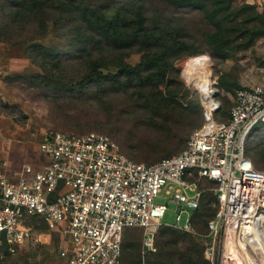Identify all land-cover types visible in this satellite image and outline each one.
<instances>
[{
	"label": "built area",
	"instance_id": "built-area-1",
	"mask_svg": "<svg viewBox=\"0 0 264 264\" xmlns=\"http://www.w3.org/2000/svg\"><path fill=\"white\" fill-rule=\"evenodd\" d=\"M217 97L214 91L210 106L201 98L203 122L184 150L153 164L131 160L103 133L54 130L42 135L40 168L25 163L10 169L0 161V260L3 248L15 256L24 245L49 244L57 233L63 264H121L129 228L143 231V256L155 252L161 226L195 233L192 216L206 180L213 184L207 190L216 212L202 236L204 258L209 264H264V172L245 154L248 135L264 123V85L238 90L225 121L216 117ZM162 191L177 208L192 210L182 226L180 215L162 224L167 208L154 203ZM27 217L40 218L47 232L35 233Z\"/></svg>",
	"mask_w": 264,
	"mask_h": 264
},
{
	"label": "rangeland",
	"instance_id": "rangeland-1",
	"mask_svg": "<svg viewBox=\"0 0 264 264\" xmlns=\"http://www.w3.org/2000/svg\"><path fill=\"white\" fill-rule=\"evenodd\" d=\"M129 1V6L136 4L135 0ZM151 1L153 12L148 17V24L151 23V17L158 18L160 24L171 20L172 25L183 26L195 40L191 41L195 42L199 49H203L201 53L179 60L175 65L178 72L169 77V80L174 82L172 86L164 85L159 88L166 96L169 92L174 93V102L159 109L156 107L136 109L135 105L125 100L129 98L128 95L120 93L113 98L111 106L107 108L108 111H103L100 102L84 98L71 100L67 94L64 96V87L60 83L56 85V91H53L52 95L49 90H43L42 92L50 96V99L45 98L32 84L33 78L42 72L29 58L30 43L37 42L47 46L51 52L53 51V56L62 57L57 66L63 83L68 79L78 78L83 73L85 65L80 60L63 58L70 52V48L56 38V34L64 33L63 29L58 30L50 23L43 38L33 39L32 26H27L28 33L15 36L10 43H0V161L6 162L10 169H19L25 163L40 168L42 161L38 146L41 136L48 130L78 134L90 131L104 133L119 145L127 157L144 164H152L177 154L184 148L192 130L203 122L202 106L197 105V110L191 108V112L188 111L193 103L196 104L197 99L201 105L200 91L190 88L186 83L187 63L197 56L204 58L208 63L212 74L209 78L210 88L218 93V100L222 103L224 112L231 107L226 108L224 100H229L230 104L233 92L228 93L218 88L220 77L231 86L264 85V38H259L247 46L250 38L246 32L252 33L254 27L253 24L246 23L245 17L240 19L244 21L238 23V34L244 33L247 35L246 38L239 39L236 35L234 38L238 44L246 45L247 50L228 52L227 58H218L206 49L204 51L205 37L202 35L211 32L213 27L206 21L203 13L197 9L169 6L166 0ZM230 1L234 8H239L245 2L254 5L258 13H264V0ZM147 3L151 5L149 1ZM51 13L52 10H49L48 14ZM252 13L253 10H246L244 14L248 17V14ZM108 16L113 17L114 12ZM255 27L261 28L259 24ZM140 56L141 54H131L125 61L135 66L140 62ZM249 145L250 153L255 157L254 167L264 172V126H259L255 130ZM212 187L213 184L207 181L200 183V188L205 190L202 194V197L205 194L203 205L211 198L212 193L207 189ZM188 195L192 196L193 193L188 192ZM154 203L165 205L167 208L161 220L163 225L176 223V216L180 215L178 224L182 226L188 217L187 213H192L191 209L184 206L177 208L171 201V196L166 195L164 191L159 193ZM180 210L185 212L180 214ZM211 214L212 211H205L204 221ZM204 221L195 222L197 232L204 233ZM177 236L181 241L177 249L184 250L182 242L192 236L182 237L180 234ZM170 238L171 234L168 231L157 232L156 253L163 242ZM142 239L143 231L140 229H131L125 233L123 244L129 245V248L124 253L123 264H147V257L143 258L141 254ZM56 248V243L50 239L49 244L25 248L15 256L2 259L0 264H60L56 257ZM163 254L170 255L173 260L176 258L175 248L164 249Z\"/></svg>",
	"mask_w": 264,
	"mask_h": 264
},
{
	"label": "trees",
	"instance_id": "trees-1",
	"mask_svg": "<svg viewBox=\"0 0 264 264\" xmlns=\"http://www.w3.org/2000/svg\"><path fill=\"white\" fill-rule=\"evenodd\" d=\"M135 1L136 4L129 6V0H0V43H10L15 36L28 33L27 26H32L33 39L43 38L47 34L48 25L52 23L58 30L63 29L64 31L62 34H56V38L70 48V52L63 58L80 60L84 63L85 69L78 78L68 79L63 83L57 66L62 57L60 55L53 56V51L51 52L47 46L37 42L30 43L28 46L29 58L42 72L33 78L32 84L40 91L41 95L50 99V96L42 91L49 90L50 95H52L53 91H56V85L60 83L64 87V96L67 94L66 96L71 100L84 98L100 102L103 111H108L107 108L111 106L113 98L120 93L128 95L129 98L125 100L135 105L136 109L139 107L150 109L156 107L159 109L174 102V93L169 92L166 96L159 88L164 85L166 87L172 86L174 82L169 80V77L178 72L175 66L177 62L185 56L201 53L203 49H199L195 42L191 41L193 40L192 35L189 36L183 26H174L171 24V20L160 24L158 18L151 17V23L148 24V17L153 12H151L152 1ZM166 1L169 6L175 8H192L203 13L206 21L213 27L211 32H205L202 35L205 37L204 51L206 49L218 58H227L226 53L228 52L247 50V46L249 47L251 42L264 38V13H258L254 5L244 2L239 8H234L230 0ZM49 10H52L50 15L48 14ZM246 10H253V13L248 14L247 17L244 14ZM111 12H114L113 17L108 16ZM243 17H245L244 20L247 24H253L254 27L252 33L246 32L250 38V43L247 46L238 44L234 38L235 35L239 39H244L247 36L244 33L238 34V23L244 21H240ZM257 24L261 28L256 29ZM131 54H141L140 62L135 66L129 65L125 61ZM255 86L257 85L237 86L236 84L231 86L223 77H220L218 88L228 93L232 91L233 96L230 104L229 100H224L226 108L231 106L229 110L224 112L221 103V110L216 117L225 121L230 109L235 104L236 92ZM197 105L202 106L198 99L196 104H192L194 107L190 106L188 111L191 112V108L197 110ZM259 126H264V123H259L253 128L245 145L246 157L251 160L253 166L255 165V157L250 153L248 143ZM204 199L205 194L199 208L192 216L195 233L190 234L161 226L158 231H168L171 238L163 242L158 253L155 251V253L149 252L144 256L142 255L143 258L147 257V264H209L203 256L206 239L202 236L206 234L207 222L214 216L216 210L210 207L214 201L213 194H211L208 202L203 205ZM205 207L212 211L206 221H204L205 211H207ZM203 221L204 233H199L195 230V222L203 223ZM24 223L32 227L35 233L47 232V226L38 217H27ZM131 229L139 228L126 229L123 232V238L125 233ZM177 234L182 237L192 236L191 238L187 237L188 240L182 242L184 250L177 249V245L181 243ZM156 236L157 234L155 240ZM123 238L121 264H123L124 253L129 248V245L123 244ZM50 239L56 243V257L60 264H63L58 257L59 235L52 233ZM37 246L24 245L20 247L18 252L25 248ZM171 248H175V260L171 259L170 255L165 256L163 254L164 249ZM9 256L12 255L6 248H3L2 259Z\"/></svg>",
	"mask_w": 264,
	"mask_h": 264
},
{
	"label": "bare ground",
	"instance_id": "bare-ground-1",
	"mask_svg": "<svg viewBox=\"0 0 264 264\" xmlns=\"http://www.w3.org/2000/svg\"><path fill=\"white\" fill-rule=\"evenodd\" d=\"M212 76L207 61L200 56L191 58L186 66V83L190 88L200 91L203 102L207 105L213 103L214 90L210 88V77ZM212 87V86H211ZM264 248V244L262 245Z\"/></svg>",
	"mask_w": 264,
	"mask_h": 264
}]
</instances>
